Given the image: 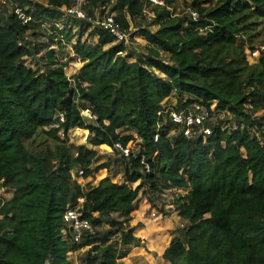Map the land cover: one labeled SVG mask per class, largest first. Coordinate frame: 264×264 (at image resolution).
Segmentation results:
<instances>
[{
    "label": "trees",
    "instance_id": "1",
    "mask_svg": "<svg viewBox=\"0 0 264 264\" xmlns=\"http://www.w3.org/2000/svg\"><path fill=\"white\" fill-rule=\"evenodd\" d=\"M24 1L19 3H30ZM46 1L36 3L37 18L63 14V6L86 11V19L69 17L64 28L54 26L65 42L76 38L72 48L83 65L69 78L57 67L54 47L42 53V46L25 41L31 30L37 35V25H23L0 0V187L15 190L13 200L0 194V264H72L69 252L84 247L89 248L83 264H119L128 254L122 247L140 241L130 219L141 190L156 207L170 188L187 190L173 203L186 201L182 214L190 225L165 249L169 264H264V125L253 117L264 87V50L243 89H224L206 79L226 68L224 59L215 60L217 46L236 44L242 31L237 14L249 11L264 22V0H190L184 14L172 11L173 0ZM111 4L109 12L135 45L116 43L96 24L98 11L105 15ZM149 5L154 16L142 27L138 21H148ZM90 26L89 36H99L96 43L82 39ZM137 33L147 44H136ZM37 54L42 69L23 63ZM172 94L180 99L176 110L216 104V117L231 115L239 126L214 119L207 122L213 133L206 142L201 135L189 138L168 112L165 122ZM84 111L91 112V120ZM251 124L261 136L247 131ZM74 129L89 130L95 145L107 144L122 155L124 183L107 176L85 188L74 179L73 171L93 176L98 157L96 149L69 142ZM137 137L139 148L128 156L116 146L126 148ZM80 198L93 231L75 242L70 233L64 238L63 217ZM108 223L101 235L97 229Z\"/></svg>",
    "mask_w": 264,
    "mask_h": 264
},
{
    "label": "rangeland",
    "instance_id": "2",
    "mask_svg": "<svg viewBox=\"0 0 264 264\" xmlns=\"http://www.w3.org/2000/svg\"><path fill=\"white\" fill-rule=\"evenodd\" d=\"M21 1V0H18ZM27 1H30L28 3ZM24 1L28 4L36 3H46V0H27ZM153 1V0H152ZM164 4V0H158ZM212 0L208 4H213ZM155 2V1H154ZM158 3V2H155ZM190 0H173L172 11L179 14L188 13ZM111 5H107L105 8V13L110 11ZM153 5H149L146 8L148 13V21L139 20L138 23L140 26L144 27L150 24L152 17L154 16L151 8ZM9 11H11V5L8 6ZM106 15V14H105ZM104 16V15H103ZM102 17L100 10L98 11V18ZM239 17L240 25L242 27L241 35L238 37L236 44L234 45H219L217 46V56L215 60L224 59L226 61V68L220 70L216 68V71L213 75L206 78L210 81L211 84L215 86L223 87L224 89L232 88L234 91L237 89H243L245 83L248 80L250 75L252 65L258 63V55L264 46V22L258 20L254 17L249 11H244L237 14ZM47 27H36L37 35L34 34V31L31 30L25 37V41L33 47L37 44L42 46L44 49L42 53L55 47L57 50V67L62 69V71L72 79L75 73L83 65L82 60L74 53L72 49V44L69 42H63V44L56 43V37H52L56 34L53 24H57L59 28H64L66 26L65 18L62 14H55L54 20L50 18H44ZM131 30L134 28L135 22H131ZM74 25L73 22H69L68 26ZM80 26L78 23L76 27ZM86 27V26H85ZM151 29L155 30L157 27L155 25H150ZM93 26L85 28V35L83 36V41L89 39L92 43H96L99 36L95 34L93 37H90L89 34L93 30ZM51 39H54L52 42ZM75 40V39H74ZM134 40L136 44L145 45L147 40L140 34L137 33L134 35ZM74 41L72 40V43ZM51 45V47H50ZM128 45H135L132 38ZM41 54H37V57H26L23 61L28 67L32 69L40 70L42 63L39 62L38 57ZM164 58H167L164 56ZM128 61H134V59L129 58ZM40 65V66H39ZM250 88L247 89V92H250ZM260 98L255 103L258 105L257 111L254 112L253 117L257 120L262 118V123L264 125V87H260ZM188 99V97L183 98V101ZM180 101L179 97L176 94H172L165 102L164 117L165 122H169L167 116V109L173 108V106ZM251 103V102H250ZM212 107L216 109V104H213ZM85 112V111H84ZM82 112V113H84ZM223 120L224 126L226 127H238L235 117L231 115L224 116V114L218 115L216 122ZM246 125V124H245ZM244 128V124L242 125ZM246 127V126H245ZM264 128V126H263ZM247 131L254 132L255 134L261 136L258 126L247 125ZM128 132L135 133L132 129H129ZM176 130H172L174 134ZM136 135V134H135ZM69 142L75 144H84L90 148L96 149L98 151V157L93 164L94 175L88 178H84L81 175L76 174L73 171L74 179L81 183L85 188L90 186L98 185L99 182L110 176L113 182L124 183V168L122 164V155L115 152V150L107 145H95L92 140V136L89 134V130L85 132H80L77 129L70 131L69 133ZM264 143V141H263ZM140 139L137 137L134 141H131L128 145L130 149L139 148ZM243 153L244 150H243ZM102 163H107V168H100L99 166ZM140 182L132 184L133 188H136ZM187 192L186 189H176L170 188L165 189L164 192L158 197L157 206H153L147 194L141 190L139 197L136 201V209L132 212V218L130 219V226L134 228V235L139 238L138 245H131L129 247L123 246V250H127L128 254L126 257L119 259V264H169V261L163 257L165 249L169 246L170 242L176 237H182L187 227L190 225V222L182 214V211L185 207V200L174 204V196L178 193L184 194ZM0 194L4 197L5 201L13 200L15 197V190L9 187H0ZM113 217L118 218L119 213H112ZM110 227V224H103L97 230L101 231V235ZM89 247H84L81 250L76 252H69L68 257L72 261V264H83L86 251Z\"/></svg>",
    "mask_w": 264,
    "mask_h": 264
},
{
    "label": "built area",
    "instance_id": "3",
    "mask_svg": "<svg viewBox=\"0 0 264 264\" xmlns=\"http://www.w3.org/2000/svg\"><path fill=\"white\" fill-rule=\"evenodd\" d=\"M1 1L7 6L11 5L12 13L18 18V20L23 25H29L31 23H35L37 27L40 26L43 28H48L44 18H37L35 15H33L34 10L36 9L34 4H27L23 6L19 3L18 0H1ZM153 1L162 3L158 0H153ZM61 11L63 13L62 15L67 19L69 17H76L77 19L80 20L87 18L86 11H84L79 7L63 6L61 8ZM193 15L194 17H197V13H193ZM50 20H54V19L51 18ZM96 24L101 28L107 30L112 36H114L116 43L119 42L128 45V43L130 42L131 39L130 31L122 27L121 23L116 19L115 13H110V12L106 13V15L99 18ZM54 26L59 27L57 24L56 25L53 24V28ZM55 36H57V32ZM56 38H57L56 41L62 40L63 42H65L63 35L58 34ZM73 41H74L73 43H76V38ZM262 50H264V46L262 47ZM212 111H215L214 107L211 106V109H209L206 105L200 103H195L193 105L186 106L180 110H176L174 108L167 109V112L169 113V118L172 121V123H174L175 125H179L182 129H184V134L187 137L192 138L195 137L196 135L198 136L201 135L204 138L205 142L207 138L213 133V128L207 125V122L214 119L217 120L218 118V116L216 117V115L213 114ZM60 116H61V121H64V116L62 114ZM234 128L236 129V127ZM158 138L159 136L157 135L156 140ZM116 146L120 148L124 152V155L126 156H128L132 151V149L128 147L126 148L122 147L121 144L119 143ZM146 166L148 167L147 164ZM82 173L83 171H80V174ZM83 202H84V198H80L79 204L76 207H70L64 213L63 222H64L65 239H68V234L70 233L72 235V239L75 242H80L83 239L84 233L86 231H93V224L91 223V221L84 218Z\"/></svg>",
    "mask_w": 264,
    "mask_h": 264
},
{
    "label": "water",
    "instance_id": "4",
    "mask_svg": "<svg viewBox=\"0 0 264 264\" xmlns=\"http://www.w3.org/2000/svg\"><path fill=\"white\" fill-rule=\"evenodd\" d=\"M83 117L87 120H91L92 116H91V112L90 111H85L83 113Z\"/></svg>",
    "mask_w": 264,
    "mask_h": 264
}]
</instances>
